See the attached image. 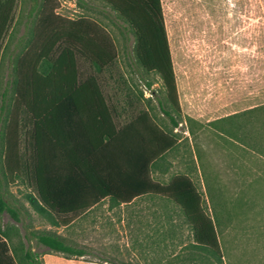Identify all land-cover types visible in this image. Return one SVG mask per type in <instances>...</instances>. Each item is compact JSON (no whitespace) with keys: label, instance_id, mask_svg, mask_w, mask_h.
<instances>
[{"label":"trees","instance_id":"16d2710c","mask_svg":"<svg viewBox=\"0 0 264 264\" xmlns=\"http://www.w3.org/2000/svg\"><path fill=\"white\" fill-rule=\"evenodd\" d=\"M99 1L126 40L133 37L132 67L144 89L154 95L149 78L159 79L164 97L157 105L173 130L158 122L151 107L142 108L143 92L121 72L115 42L101 24L60 15L57 0H31L24 33L10 50L19 0H0V58L6 56L7 67L1 173L24 188L21 203L0 187V217L9 221L0 225V264H44L43 256L52 253L85 256L60 236L33 228L31 215L50 228H67L104 203L118 207L139 200L175 207L190 229L192 254L220 264L219 217L208 215L189 173L164 183L153 178L166 171L161 168L180 147L173 116L180 105L162 0ZM257 115L264 127V104L210 125L239 135L234 127L223 128L224 122ZM234 137L264 153L245 132Z\"/></svg>","mask_w":264,"mask_h":264},{"label":"rangeland","instance_id":"374dc122","mask_svg":"<svg viewBox=\"0 0 264 264\" xmlns=\"http://www.w3.org/2000/svg\"><path fill=\"white\" fill-rule=\"evenodd\" d=\"M57 2L60 15L86 17L109 32L121 72L143 92L142 108L151 107L158 122L173 130L157 105L164 97L159 79L149 78L154 95L144 89L132 67L133 37L126 40L110 9L99 0ZM30 8L31 0H19L10 50L24 33ZM162 8L180 105V113L173 112L180 147L161 168L166 171L154 173L153 178L164 183L176 173H189L208 215L219 217L220 264H264V153L234 137L245 132L264 152L263 124L258 123V115L224 122L223 128L238 132L234 136L210 125L264 104V0H162ZM5 57L1 54L0 105ZM4 124L0 116V187L24 203L23 186L1 173ZM177 211L163 202L139 200L118 207L104 203L67 228H50L34 215L29 223L86 252L72 259L47 254L44 264H218L192 254L190 229ZM7 222L6 215L0 217L1 226Z\"/></svg>","mask_w":264,"mask_h":264},{"label":"crops","instance_id":"0c3cea01","mask_svg":"<svg viewBox=\"0 0 264 264\" xmlns=\"http://www.w3.org/2000/svg\"><path fill=\"white\" fill-rule=\"evenodd\" d=\"M46 256H47V254L43 256L44 261L49 257V255H48V257H46Z\"/></svg>","mask_w":264,"mask_h":264}]
</instances>
